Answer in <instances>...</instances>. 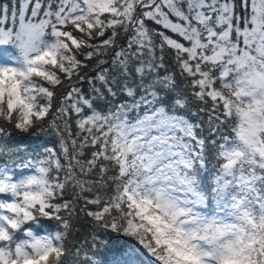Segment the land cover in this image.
Segmentation results:
<instances>
[{
    "label": "snow or ice",
    "instance_id": "1",
    "mask_svg": "<svg viewBox=\"0 0 264 264\" xmlns=\"http://www.w3.org/2000/svg\"><path fill=\"white\" fill-rule=\"evenodd\" d=\"M79 202L147 264H264V0L0 4V264H102L100 231L66 243Z\"/></svg>",
    "mask_w": 264,
    "mask_h": 264
},
{
    "label": "trees",
    "instance_id": "2",
    "mask_svg": "<svg viewBox=\"0 0 264 264\" xmlns=\"http://www.w3.org/2000/svg\"><path fill=\"white\" fill-rule=\"evenodd\" d=\"M9 3V0H0V4ZM242 11V10H241ZM101 60L104 57L100 58ZM164 63L167 66L169 72L174 68V64L171 56L166 52L164 55ZM110 64L104 65L105 71L110 68ZM99 65L97 60L93 59L88 62V66L82 69V75L86 78L85 81L79 86L89 90L90 85L88 80L94 77ZM177 80H180V77L177 76ZM193 111L195 108L193 107ZM57 135L53 129L45 127L43 130H37L35 134H13L12 142L19 145L23 151L20 153L24 158H33L40 155L45 148L58 146L57 145ZM215 166V161L209 158V167L208 174H211L212 168ZM19 175L25 174L22 172V169H13ZM204 187H208V176L206 175L203 178ZM66 197L71 195V190H68L65 193ZM83 202H79L75 206V216L72 220V230L71 234L66 243L80 247L83 250H87V243L91 241V237L95 231H100L95 229L93 222L85 215L84 213ZM58 224L55 220H40V226L36 229L41 233L44 232H54L58 229ZM101 236L106 240V244L99 250L98 258L101 260L102 264H108L113 260H116L118 257L125 259L124 253L128 252L130 249H136L139 252V258L144 261V264H147L149 261L147 259V254L142 250V247L138 245L131 237H126L122 233H111L100 231Z\"/></svg>",
    "mask_w": 264,
    "mask_h": 264
},
{
    "label": "rangeland",
    "instance_id": "3",
    "mask_svg": "<svg viewBox=\"0 0 264 264\" xmlns=\"http://www.w3.org/2000/svg\"><path fill=\"white\" fill-rule=\"evenodd\" d=\"M22 171H25L24 173H25V174H28V170L22 169ZM23 175H24V174H23ZM124 254H126V252H125ZM147 259L150 260L151 258L147 255ZM118 260H122V258H119ZM116 261H117V260H116ZM109 264H115V262L113 261V262H111V263H109Z\"/></svg>",
    "mask_w": 264,
    "mask_h": 264
}]
</instances>
